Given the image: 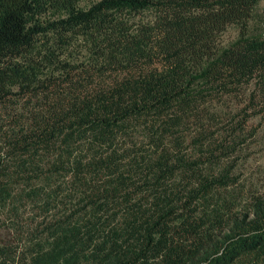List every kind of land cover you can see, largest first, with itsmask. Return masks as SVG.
<instances>
[{
  "label": "trees",
  "instance_id": "obj_1",
  "mask_svg": "<svg viewBox=\"0 0 264 264\" xmlns=\"http://www.w3.org/2000/svg\"><path fill=\"white\" fill-rule=\"evenodd\" d=\"M79 1L0 0V264H264V188L222 193L264 112L260 0Z\"/></svg>",
  "mask_w": 264,
  "mask_h": 264
},
{
  "label": "rangeland",
  "instance_id": "obj_2",
  "mask_svg": "<svg viewBox=\"0 0 264 264\" xmlns=\"http://www.w3.org/2000/svg\"><path fill=\"white\" fill-rule=\"evenodd\" d=\"M95 0H80L81 6H89ZM154 17L153 9H146L135 16L137 20H149ZM247 28L251 31L260 32L264 30V0L257 3L253 16L248 20ZM241 31V25L233 22L229 23L221 32L219 37L220 45H227L234 40ZM71 51L77 56L84 57L87 47L83 38H78L71 45ZM254 85H249L241 96V105L246 104L250 100L251 90ZM223 111H227L229 106L232 108L236 105L235 100L229 99L218 103ZM259 104L257 108H262ZM238 153V162L234 168V173L237 174L238 182L231 185L226 192L229 198L235 202L245 203L247 197L254 191L264 188V112L256 114L250 118L245 129L241 131V144ZM26 212L31 211L29 205L22 207ZM6 209L4 203L0 200V244L8 241L11 238V230L7 222Z\"/></svg>",
  "mask_w": 264,
  "mask_h": 264
}]
</instances>
